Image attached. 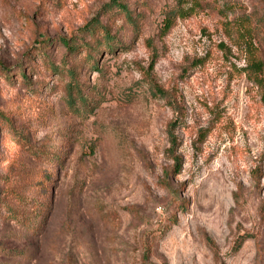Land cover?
Masks as SVG:
<instances>
[{"label":"rangeland","instance_id":"rangeland-1","mask_svg":"<svg viewBox=\"0 0 264 264\" xmlns=\"http://www.w3.org/2000/svg\"><path fill=\"white\" fill-rule=\"evenodd\" d=\"M260 60L264 0H0V264H264Z\"/></svg>","mask_w":264,"mask_h":264},{"label":"trees","instance_id":"trees-1","mask_svg":"<svg viewBox=\"0 0 264 264\" xmlns=\"http://www.w3.org/2000/svg\"><path fill=\"white\" fill-rule=\"evenodd\" d=\"M120 7H121L122 10H124L125 15H126V19L130 23H133L134 20H133L132 16L129 15V12L126 9V7L124 5L120 6ZM175 11H177L180 15H182V13H183L182 11H179V10H174V12ZM172 15L173 14H166V17L164 18V20H165L164 25L167 26L166 28H168L170 26V24H171V17H173ZM103 31H104L103 34L109 35L108 34L109 32H108L107 28H104ZM62 43L69 51L75 49L74 45L72 43H70L69 39L62 40ZM245 69H247L249 75H251L252 78H254L255 81H257L258 86L262 90V97L264 98V66H263L262 61L260 60V61L249 62ZM24 74L25 73H23V71L21 70V76H24ZM172 157H173V160L175 162V165H174L175 169L179 170L180 169L179 156L176 155V154H172Z\"/></svg>","mask_w":264,"mask_h":264}]
</instances>
